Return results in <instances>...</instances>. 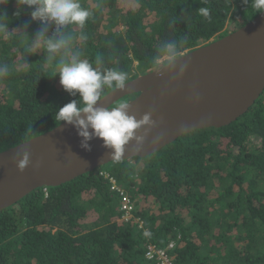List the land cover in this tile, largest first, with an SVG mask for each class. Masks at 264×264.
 <instances>
[{
  "label": "trees",
  "instance_id": "1",
  "mask_svg": "<svg viewBox=\"0 0 264 264\" xmlns=\"http://www.w3.org/2000/svg\"><path fill=\"white\" fill-rule=\"evenodd\" d=\"M81 3L94 14L75 29L88 37L77 41L83 57L102 70L125 71L126 83L259 14L251 0ZM32 10L19 0L0 4L17 32L0 35V64L9 65L0 75V152L58 127L55 113L79 99L44 66L43 53L24 63L27 36L20 33L41 27ZM122 193L134 202L128 216ZM150 248L166 252L172 264H264V94L228 126L197 130L148 157L39 188L0 212V264H164L158 255L147 258Z\"/></svg>",
  "mask_w": 264,
  "mask_h": 264
},
{
  "label": "water",
  "instance_id": "2",
  "mask_svg": "<svg viewBox=\"0 0 264 264\" xmlns=\"http://www.w3.org/2000/svg\"><path fill=\"white\" fill-rule=\"evenodd\" d=\"M126 102L130 114L152 113L156 126L143 150L135 141L119 161L153 155L180 137L197 130L222 128L245 115L264 94V13L228 35L186 51L114 89L101 98L103 107ZM146 130L141 128L137 135ZM81 147L76 129L66 123L28 141L30 166L20 172L15 159L21 144L0 152V212L39 188L59 187L115 160L100 139Z\"/></svg>",
  "mask_w": 264,
  "mask_h": 264
},
{
  "label": "clouds",
  "instance_id": "3",
  "mask_svg": "<svg viewBox=\"0 0 264 264\" xmlns=\"http://www.w3.org/2000/svg\"><path fill=\"white\" fill-rule=\"evenodd\" d=\"M4 0H0L3 4ZM21 6L32 10L31 18L41 27L34 35H29L25 29L20 34L27 36L22 53L24 63L30 55L43 53V63L59 76L60 85L78 100H73L55 113V120L73 126L81 138V147L91 151L90 141L100 139L104 147L110 149L111 159L119 161L126 148L135 141L137 151L143 146L151 128L156 126L152 113L147 112L137 119L130 114V106L120 103L115 107L100 106L101 96L106 88L124 89L127 73L118 68L101 69L94 67L86 58L77 41H87L83 30L93 17V12L85 7L81 0H19ZM248 4L249 0H244ZM250 6L256 14L264 13V0H251ZM199 12L208 15V9L201 8ZM6 13H0V35L10 36L15 31L9 30ZM52 29L49 32V29ZM9 71V65L0 64V75ZM146 130L143 135H137L141 128ZM31 131V130H30ZM28 141L25 138L15 159V167L23 172L31 164V152L27 150ZM145 236L149 233L146 231Z\"/></svg>",
  "mask_w": 264,
  "mask_h": 264
},
{
  "label": "built area",
  "instance_id": "4",
  "mask_svg": "<svg viewBox=\"0 0 264 264\" xmlns=\"http://www.w3.org/2000/svg\"><path fill=\"white\" fill-rule=\"evenodd\" d=\"M114 183V180L111 179ZM46 194L48 195L47 189H45ZM135 209L134 202L131 199L122 193V201H121V211H125V215L128 216ZM158 255L159 260H161L164 264H172V257L167 255L164 251H158L155 248H150L147 253V258L152 260Z\"/></svg>",
  "mask_w": 264,
  "mask_h": 264
},
{
  "label": "rangeland",
  "instance_id": "5",
  "mask_svg": "<svg viewBox=\"0 0 264 264\" xmlns=\"http://www.w3.org/2000/svg\"><path fill=\"white\" fill-rule=\"evenodd\" d=\"M228 31H231V32H233L232 31V29L231 28H229V30ZM229 34V33H228ZM227 34V35H228ZM174 58H176V57H169V56H166V57H164L162 60H160V63L161 64H166V63H168L169 61H171L172 59H174ZM115 183V182H114Z\"/></svg>",
  "mask_w": 264,
  "mask_h": 264
}]
</instances>
